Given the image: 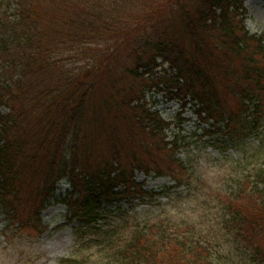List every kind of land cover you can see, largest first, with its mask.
<instances>
[{
    "label": "trees",
    "instance_id": "trees-1",
    "mask_svg": "<svg viewBox=\"0 0 264 264\" xmlns=\"http://www.w3.org/2000/svg\"><path fill=\"white\" fill-rule=\"evenodd\" d=\"M246 14L243 0H0V207L16 225L6 240L43 232L41 211L65 181L78 246L102 245L100 264H223L234 253L264 264V34ZM153 90L195 108L218 152L236 149L239 163L254 138L262 157L234 189L194 176L176 157L184 138L166 140L171 124L146 107ZM135 171L169 176L167 191L183 188L201 210L106 224L109 206L163 194Z\"/></svg>",
    "mask_w": 264,
    "mask_h": 264
},
{
    "label": "rangeland",
    "instance_id": "rangeland-1",
    "mask_svg": "<svg viewBox=\"0 0 264 264\" xmlns=\"http://www.w3.org/2000/svg\"><path fill=\"white\" fill-rule=\"evenodd\" d=\"M243 2L247 10L246 28L250 33L264 34V0H243ZM14 9L13 3L3 5L7 15L13 14ZM162 68H167V65H163ZM145 101L147 108L159 113L161 118L171 124L165 131L166 140L170 141L171 136L178 132L179 137L184 138V146L177 150L176 157L189 172L206 180L213 187L234 189L235 185L231 180L235 178L237 172L239 171L240 174L242 168L251 163L255 156L258 155L257 158L261 156L252 149L254 138H248L244 141L245 158L239 157L241 161L238 163L239 151L228 148L224 153H220L212 147L209 137H203L208 125L203 123L191 105L187 104L183 107L178 100H169L163 93L154 90L147 94ZM0 112L5 113L6 110L0 108ZM134 175L136 182L142 184L144 191L163 194H158L152 199L137 196L109 206L110 217L104 222L117 230L125 228L126 219L130 221L129 225L134 227L153 220L159 212H164V217L178 219L195 217L196 214L193 212L201 210V202L187 198L183 188L167 191L175 184L169 176L145 175L140 171H135ZM71 192L65 181L59 182L53 197L49 199L40 214L44 231L38 234L31 228H26L20 234L12 236L11 240H6L5 236L16 225L11 224L8 211L0 207V264H62L61 260L68 257L84 259L87 264L105 262V249L96 241L84 244L83 247L78 246L72 230L76 223L68 221L69 214L62 202V199ZM170 199L172 201L166 205ZM176 200L179 202L177 203ZM221 257L223 264H249L236 253L222 254Z\"/></svg>",
    "mask_w": 264,
    "mask_h": 264
}]
</instances>
